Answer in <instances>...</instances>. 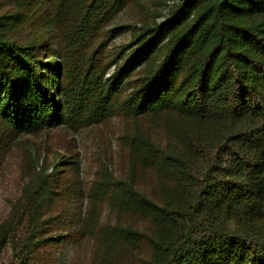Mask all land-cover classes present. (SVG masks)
Instances as JSON below:
<instances>
[{"label": "trees", "instance_id": "trees-1", "mask_svg": "<svg viewBox=\"0 0 264 264\" xmlns=\"http://www.w3.org/2000/svg\"><path fill=\"white\" fill-rule=\"evenodd\" d=\"M152 2L0 0V149L115 144L91 183L37 159L0 222L16 264H264V0Z\"/></svg>", "mask_w": 264, "mask_h": 264}, {"label": "rangeland", "instance_id": "rangeland-1", "mask_svg": "<svg viewBox=\"0 0 264 264\" xmlns=\"http://www.w3.org/2000/svg\"><path fill=\"white\" fill-rule=\"evenodd\" d=\"M178 1L165 0V3L160 5L153 0L151 9L160 5L159 8L165 15L169 7ZM131 11L130 8L125 9L118 15L115 22L129 23ZM161 19L162 17L158 18V20ZM129 37V33L120 34L112 39V42L118 46L121 43H127ZM113 149L115 144L111 134L105 135V131L95 127L76 133L68 128H58L37 134H20L11 142L2 144L0 149V222L6 219L12 204L21 197L25 184L34 177V168L37 159L41 156L47 160V163L56 161L62 154L65 159L72 157L71 159L76 160L77 163L72 169L66 171L64 175L66 180L91 183L99 167V158L109 155L111 151H114ZM74 253L73 246L65 252L62 251L61 264H72L71 259ZM0 264H16L9 246L1 253Z\"/></svg>", "mask_w": 264, "mask_h": 264}]
</instances>
